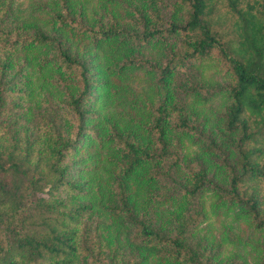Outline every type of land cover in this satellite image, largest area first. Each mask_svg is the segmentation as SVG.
<instances>
[{
    "label": "trees",
    "instance_id": "trees-1",
    "mask_svg": "<svg viewBox=\"0 0 264 264\" xmlns=\"http://www.w3.org/2000/svg\"><path fill=\"white\" fill-rule=\"evenodd\" d=\"M26 1L0 0V264H264V0Z\"/></svg>",
    "mask_w": 264,
    "mask_h": 264
},
{
    "label": "rangeland",
    "instance_id": "rangeland-1",
    "mask_svg": "<svg viewBox=\"0 0 264 264\" xmlns=\"http://www.w3.org/2000/svg\"><path fill=\"white\" fill-rule=\"evenodd\" d=\"M19 2L20 7H24L25 5H27V1L26 0H17ZM216 69L213 66H210V64H208L207 62H205L204 64H201L199 66H197L196 72H195V78L202 80L203 85L206 88H212L211 86H214L216 83H218L220 81V75L218 72L215 71ZM140 86V84L138 85V87ZM203 104H205V107L210 106L212 109L214 108L217 104H218V97H210L207 98L205 102H203ZM210 222H212L210 224L212 232L214 233L216 240H219V236L220 233L222 232V229L225 228H229L230 231H235L241 235H245L246 231L244 229V226L242 223H235L234 221H232V223H230V219L229 217L225 218V217H219V218H214V216H211L210 218ZM236 225V226H233ZM201 226H204V224H202ZM205 230L204 227L201 228V232H203ZM224 247L225 251H232L233 249H236L237 247H235L233 245L232 242H225L223 241L220 245V247ZM246 259L252 263V252L249 254H246Z\"/></svg>",
    "mask_w": 264,
    "mask_h": 264
}]
</instances>
